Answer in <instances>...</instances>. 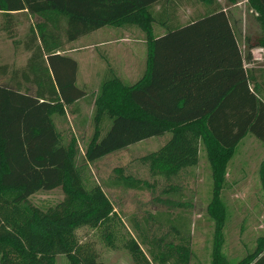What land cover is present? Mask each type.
Masks as SVG:
<instances>
[{
	"label": "trees",
	"instance_id": "1",
	"mask_svg": "<svg viewBox=\"0 0 264 264\" xmlns=\"http://www.w3.org/2000/svg\"><path fill=\"white\" fill-rule=\"evenodd\" d=\"M199 2L205 11L181 24L179 10ZM250 5L263 34L245 40L243 56L226 12L212 0H0V34L29 55L23 67L0 66L11 83L0 85V264H57L59 257L67 264H101L96 241L77 237L82 229L98 231L134 264H184L153 248L145 254L121 225H111L112 206L90 167L167 136L144 160L152 176L168 181L197 167L204 143L216 200L239 142L249 135L264 147V95L253 69L245 68L250 51L264 48V0ZM22 18L29 24L18 41ZM131 27L146 37L145 74L134 84L105 80L97 97L87 94L77 83V62L67 55L72 44L102 29ZM157 27L164 33L152 36ZM82 104L94 108L91 116ZM68 116L78 129L93 123L81 158L55 126ZM105 117L109 126L98 138ZM259 175L264 189V162ZM104 185L146 189L127 178ZM58 187L66 198L54 208L43 213L29 204L36 193ZM170 216L165 224L176 235L189 232L183 219ZM234 264H264V244Z\"/></svg>",
	"mask_w": 264,
	"mask_h": 264
},
{
	"label": "rangeland",
	"instance_id": "2",
	"mask_svg": "<svg viewBox=\"0 0 264 264\" xmlns=\"http://www.w3.org/2000/svg\"><path fill=\"white\" fill-rule=\"evenodd\" d=\"M212 1L226 12L237 43L245 56V40L254 42L255 37L261 38L263 34L261 19L250 5L251 0ZM204 7L199 2L192 8L179 10L178 21L184 24L197 14H202ZM30 22L34 23L35 20L30 19ZM21 23L15 38L18 41L23 39L29 24L24 18ZM158 34L154 28L152 36ZM124 36L127 38L125 41L110 40L102 47L103 43L98 44L103 41L101 35L92 34L72 44L75 49L67 52L78 63L77 82L84 83L93 97H97L101 85L94 75L100 52L106 54L107 60L113 61L115 66L117 61L122 65L125 61L127 68L124 72L129 79L140 76L142 66L128 60L126 48L127 45H136L135 40L140 35L126 32ZM103 48L104 51L101 50ZM263 54H251V59H258ZM28 56L20 47L15 49L11 40L0 34V65H9L10 69L20 68L25 65ZM251 63V60L245 61V65ZM132 75H136L135 78ZM0 85L11 87L7 77L0 76ZM82 111L84 115L91 116L94 108L82 107ZM55 126L66 138L67 144L75 149L76 157L81 158L92 139L93 123L90 121L85 128L78 129L74 126L72 117L68 116L66 123L56 122ZM108 126L109 120L102 118L98 138L104 135ZM165 137L134 144L91 165V174L101 185L112 206L114 216L111 218V225H121L122 231L129 233L145 254L149 248H153L156 252L176 257L184 264H211L214 256L216 264H234L252 253L258 244L261 247L264 244V239H261L264 237V198L252 190L256 187V177L259 176L260 163L264 158L261 145L251 138L242 141L229 161V166L227 165V177L214 201L204 143L200 147L198 165L193 171L182 170L168 181L151 175L149 163L144 158L159 147L166 140ZM126 178L141 183L146 189L123 190L104 185L107 181ZM232 185L235 187L231 188ZM237 191L242 194H237ZM65 198L63 188L58 187L51 191L38 192L28 201L31 206L45 213L46 209L54 208ZM168 214L171 215V221L183 219L189 232L176 235L165 224V215ZM215 223H221V228L215 227ZM77 237L96 241L101 264H134L127 251L107 244L98 231L82 229ZM57 264L67 262L59 257Z\"/></svg>",
	"mask_w": 264,
	"mask_h": 264
},
{
	"label": "crops",
	"instance_id": "3",
	"mask_svg": "<svg viewBox=\"0 0 264 264\" xmlns=\"http://www.w3.org/2000/svg\"><path fill=\"white\" fill-rule=\"evenodd\" d=\"M230 4H232L231 1H230ZM234 19H236L235 16H234ZM156 30L159 32V34L155 35V36H159V35H162L164 33V30L161 27H157ZM126 32H129V33H132V34H135V32H136L137 35H140V38L135 40V44L136 45H134V46L133 45H130V46L127 45V47H126L127 48V53H128V60L129 61L132 60L136 65H138L140 67L142 66V72L140 73V76L138 78H135L136 75H132L135 79H133V80L129 79L128 75L124 72V69L127 68V66L125 64V61H124V65H122L121 62L117 61L116 62V66H115L113 61H108L107 60L106 54L104 55L102 52H100L99 60L96 62V66L98 68H97L96 73H94L96 81L99 84H101L105 80L112 79V78L113 79L117 78L121 82H127L129 84H134L135 82H137L145 74V70H146L145 63H146V59H147V48H148V46H147V41H146L145 34H144V32L142 30L134 28V27H131V28H119V29H102V30L97 31L94 34L101 35L103 41L98 42V44H102L103 43L101 46L104 47L106 42H110V40H114V39H118L120 41H122L124 39L126 40L127 38H126V36H124V34ZM87 37H85V38H87ZM82 39H84V38H82ZM127 41H129V40H127ZM73 48L75 49V47H73ZM74 49H72V50H74ZM101 50L104 51V48L101 49ZM258 52L260 54L264 53V48L263 47L253 48L250 51V54H258ZM71 58H73V57H71ZM251 61H252V63L248 64V65L246 64L245 68L246 69H251V70L253 69L254 75H255L253 83H256V85H258V86L260 85V87L262 89V93L264 95V54L260 55L259 60L254 61V59L253 60L251 59ZM77 65H78V63H77ZM0 66H9V65L3 64V65H0ZM9 68H11V66H9ZM122 71H123V73H122ZM77 72H78V70H77ZM1 77H7L8 78V76H6V75L5 76H1ZM78 85L84 86L86 93L91 95V93L87 89V86L84 83H81V84L78 83ZM82 107H85V106H83V104H82ZM90 107H92V106H90ZM161 137H165V136H161ZM165 138L167 140V136ZM246 138L253 139L251 136L247 135L239 142L238 146ZM165 141L162 144H164ZM162 144H160V145H162ZM238 146L236 147L235 151L237 150ZM262 148L264 149V147H262ZM263 162H264V158L261 161L260 166L262 165ZM228 166H229V164H228ZM225 177H227V174L225 175ZM259 180H260V175L256 177V187L252 188V190L254 191L255 194H257L259 196H262V195H264V189H262V187L259 186L260 185V181ZM234 187L235 186H233V185L231 186V188H234ZM226 188H228V186H226ZM236 193L237 194H242L240 191H237Z\"/></svg>",
	"mask_w": 264,
	"mask_h": 264
},
{
	"label": "built area",
	"instance_id": "4",
	"mask_svg": "<svg viewBox=\"0 0 264 264\" xmlns=\"http://www.w3.org/2000/svg\"><path fill=\"white\" fill-rule=\"evenodd\" d=\"M254 60H259V58L258 59H254Z\"/></svg>",
	"mask_w": 264,
	"mask_h": 264
}]
</instances>
